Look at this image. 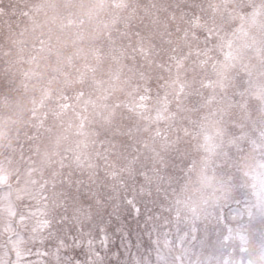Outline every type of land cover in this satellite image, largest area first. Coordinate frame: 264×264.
I'll list each match as a JSON object with an SVG mask.
<instances>
[{"label": "snow or ice", "instance_id": "snow-or-ice-1", "mask_svg": "<svg viewBox=\"0 0 264 264\" xmlns=\"http://www.w3.org/2000/svg\"><path fill=\"white\" fill-rule=\"evenodd\" d=\"M229 247L264 264V0H0V264Z\"/></svg>", "mask_w": 264, "mask_h": 264}, {"label": "rangeland", "instance_id": "rangeland-1", "mask_svg": "<svg viewBox=\"0 0 264 264\" xmlns=\"http://www.w3.org/2000/svg\"><path fill=\"white\" fill-rule=\"evenodd\" d=\"M118 223L121 226H124L125 224L131 225L132 230L135 231L136 221L134 219L133 209L130 206H127L124 210L121 211ZM111 226L116 227V224L113 223Z\"/></svg>", "mask_w": 264, "mask_h": 264}, {"label": "clouds", "instance_id": "clouds-1", "mask_svg": "<svg viewBox=\"0 0 264 264\" xmlns=\"http://www.w3.org/2000/svg\"><path fill=\"white\" fill-rule=\"evenodd\" d=\"M249 251L253 252L254 250H252L250 248ZM234 255H235V248L234 247H229L227 249V252H226V255H225V259L228 261V264H233ZM235 264H239V257H235Z\"/></svg>", "mask_w": 264, "mask_h": 264}]
</instances>
